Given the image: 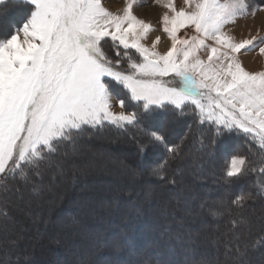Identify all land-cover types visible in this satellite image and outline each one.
<instances>
[{
    "label": "snow or ice",
    "instance_id": "6c2138e0",
    "mask_svg": "<svg viewBox=\"0 0 264 264\" xmlns=\"http://www.w3.org/2000/svg\"><path fill=\"white\" fill-rule=\"evenodd\" d=\"M25 2L32 6L26 21L0 40V178L23 177L29 166L39 175L40 166L60 145H75L89 127L138 124V113L113 111L116 85L132 100L142 101L144 110L161 111L165 120L183 114L176 110L191 104L223 129L251 134L264 150V71H246L237 59L257 37L236 42L222 30L248 11L247 0H183L181 7L175 0H154L168 9L162 16L163 30L172 44L164 54L154 50L159 37L152 48L141 42L153 26L133 14L136 0H126L122 14L109 11L101 0ZM188 26L200 35L181 39L178 32ZM206 39L215 46L206 45ZM106 43L117 49L114 57L107 55ZM202 47L210 48L207 61L199 58ZM259 52L264 54V47ZM169 76L173 82L163 79ZM118 104L125 108L123 98ZM149 139L170 153L179 151V146L169 148L162 134L152 132ZM246 163L245 157H233L226 177L241 176ZM163 170L161 164L152 172L163 179ZM11 190L23 197L19 186L9 189L5 184V191ZM260 192L264 194V183ZM252 195L241 193L232 203ZM128 244L124 235L114 247L119 252ZM236 252L241 258L247 254L239 245ZM158 264L170 262L161 257Z\"/></svg>",
    "mask_w": 264,
    "mask_h": 264
},
{
    "label": "rangeland",
    "instance_id": "374dc122",
    "mask_svg": "<svg viewBox=\"0 0 264 264\" xmlns=\"http://www.w3.org/2000/svg\"><path fill=\"white\" fill-rule=\"evenodd\" d=\"M101 2L115 14H122L126 7V0ZM175 3L177 7L183 6V0H175ZM247 3L250 5L248 11L233 17L235 22L226 23L222 30L236 42L257 37L254 46L237 55L246 71L256 73L264 71V54L259 52V48L264 47L261 43L264 40V0H247ZM166 11L168 9L163 4H157L154 0H136L133 5V14L153 26L147 38L141 42L152 48L159 37L160 41L154 50L160 54L167 52L172 44L171 37L163 30L162 16ZM253 11L255 15H252ZM4 15L6 18L9 16L8 13ZM26 19L17 28L14 24L18 15L6 21L1 20L0 31L11 29L14 33ZM199 35L193 26L178 32L181 39L191 40ZM205 44L215 46V41L206 39ZM104 48L109 57L115 56V47L106 43ZM222 51L227 52L228 49ZM209 54L210 48L206 47L200 48L198 53L204 61H207ZM245 56H250L254 62L253 69L245 66ZM163 79L173 82L170 76ZM113 93L116 97L113 100V111L138 114L147 111L142 107L143 102L132 100L122 86L116 85ZM119 98L125 100L123 109L119 107ZM177 111H185L189 116L195 115L201 123H207L221 132L248 138L264 156L258 139L251 134L240 129H223L222 125L201 116L199 110L191 104ZM148 120L157 128L154 132L164 135L169 143H174L182 135V126L169 133L166 125L162 127V120ZM140 124L141 120L138 122ZM106 125L117 127L105 122L95 129ZM95 140V143L82 141L61 147L56 156L40 166V174L31 184L14 181L9 184V189L14 185L20 187L22 198L14 190L5 191V187L1 189L0 264H143L145 259L149 262L154 258L147 257L149 248L143 246L146 239L156 242L155 248H159L163 242L160 234L165 230L164 225L174 223L182 224L176 227L181 234L195 232L200 240L196 259L191 260V264H226L232 258L236 259L234 264H264V195L254 205L245 206L235 213L230 210L226 194L232 192L234 185L205 180L206 176H218L219 171L211 161L216 163L222 157L221 153L215 154L214 150L204 149L199 140L194 141L183 156L196 159V163L200 162L199 168H193L190 162L182 159L170 169L176 183L173 186L163 184L155 187L154 181L160 177L154 175L152 170L161 164L162 145L152 144L153 148L142 153L140 147L145 145V140H135L132 136L119 137L117 141L105 136ZM228 152L223 153L225 175L233 157H244ZM207 158L210 160H205ZM32 169L33 166H29L25 169L26 175L17 179H25ZM8 179L0 178V187ZM198 181L203 184L198 186ZM251 186L254 190L250 187L248 191L253 193L260 189L256 182ZM208 193L217 195L209 198L206 195ZM120 197L124 198L119 200ZM191 208L194 213L190 211ZM119 217L121 219L116 222ZM125 219L128 222L134 221L139 230L136 231L135 246L127 245L117 252L114 244L121 239L122 230H115L112 234L109 232L114 226L123 228ZM109 224L110 228L102 232L103 226ZM213 234L216 235L215 239H209ZM100 241L106 242V246H100ZM237 245L241 251L261 249L255 255L246 254L241 258L236 252Z\"/></svg>",
    "mask_w": 264,
    "mask_h": 264
},
{
    "label": "trees",
    "instance_id": "16d2710c",
    "mask_svg": "<svg viewBox=\"0 0 264 264\" xmlns=\"http://www.w3.org/2000/svg\"><path fill=\"white\" fill-rule=\"evenodd\" d=\"M32 9V6L24 1H19V0H8L2 4H0V21H6L7 18L11 19L12 17L18 15V20L15 22L14 26L17 28L20 24V22H23L25 18H27L30 10ZM8 13L9 16L4 15V13ZM11 32V29L6 30V31H0V39L6 38ZM169 110H171V107H169ZM177 111V110H176ZM187 111V110H185ZM183 112L181 115H177L176 117H169L167 120L164 119L163 113L161 111H158L156 113H150L149 111H146L145 113L141 112L139 115L141 117V124L138 125H131V126H125L124 128H118L114 126H109L106 125L102 128H88V131L85 133L81 134L77 140L76 143L78 142H86L90 141L95 143L98 138H103L104 136L109 138V139H114L115 141L118 140L119 137H127V136H132L133 139L137 140H145V145L147 147L142 151V153L148 151V149L153 148L152 144L154 145L155 143L151 142L149 137L150 133L154 132L157 128L153 127V123L148 120L149 118H154V119H160L162 120L161 123L162 125L166 127L167 130H169V133L172 132L173 130L177 129L178 127L182 126V135L178 140H176L174 143H169L168 146L169 148H173L176 146H179V151L176 154L168 152L164 147L160 146L161 150L163 149V154L160 157L161 164L164 165V170H163V179H157L154 181V186L159 187L162 186L163 184H167L169 186H173L174 184L169 183L168 181L170 179H174L175 177L173 176L172 170H170L172 167H175L182 159H185V161L190 162L193 165V168L197 169L199 168L200 165L199 163H196V159H188L183 156V154L186 152V150L189 149V146L196 140H199L202 143V147L204 149L208 150H214L215 154H222V157L218 158L216 163L211 161L212 164L215 165L217 168V172L219 171L218 176H206L205 180L207 181H215L217 180L218 182L225 184L227 186L233 184L234 188L232 192L227 193V205L230 210H233L234 213L241 208L245 206H250L258 203L261 200V197L264 194H261L260 189H258L256 192L248 191L249 188L251 187L254 190V187L251 185L253 182L257 183V186L259 188L261 187V184L264 183V156H261V152L259 151L258 147L255 146L248 138L245 137H239L230 133L226 132H221L218 131L217 129L213 128L209 124L201 123L199 119L195 116H189V114ZM178 113V111H177ZM180 113V112H179ZM188 120L191 122L189 123ZM164 121V123H163ZM189 123V124H188ZM92 140V141H91ZM95 140V141H94ZM215 140V143L213 144L212 141ZM134 143V141H131ZM70 142H64L62 145H60L58 148V151L62 149L61 147L65 148ZM141 148V147H140ZM57 151V152H58ZM229 153L228 151H231L232 155L237 154V155H243L246 158V165H245V171L244 173L239 176V177H231L227 178L224 170H225V159L223 156L224 152ZM57 152L53 153L49 159L52 157L56 156ZM141 153V152H140ZM199 154V153H197ZM166 155V156H165ZM209 158L205 159L207 161ZM160 164V165H161ZM203 164V163H201ZM43 165V164H42ZM145 175V174H144ZM147 177V175H146ZM38 176L31 171L29 174H27L25 179H8L6 181V185L8 186L11 184L13 181L18 182V183H27L31 184L35 180H37ZM151 178V177H150ZM5 184H3L0 187V193L1 189L5 187ZM203 183L198 181L197 185L200 186ZM247 194V193H252V198L247 199L243 201L242 203H232L233 200L236 199V197L241 194ZM207 197H215L217 193H208L206 194ZM191 197V195H189ZM124 197H120L122 199ZM119 204V203H118ZM117 204V205H118ZM191 212H193V208L190 209ZM194 213V212H193ZM121 219L120 217L116 219V222ZM115 222V223H116ZM124 222V227L120 228L114 226V229H111L109 234H112L115 230H122L121 232V237L124 235H127L129 239V246L131 245L135 246V237H136V231L139 230V227H136L134 224V221L128 222L127 219H125ZM120 224V223H119ZM179 225H182L181 223H175L174 224H169V225H164L165 230L161 232L160 237L162 236L163 242L159 248L156 247V242L150 241V239H146L147 241L144 243L143 246L146 245V248L148 251V256L147 257H154L151 259V261H147L146 259L143 261V264H158L159 260L161 257H164L167 259L170 264H175L176 262L178 264H191V260L196 259V251H198L199 243L200 240L196 236L195 232H189L188 234H181V231L178 232L177 228ZM111 224L103 226L102 232L107 231V228L109 229ZM106 228V229H105ZM176 228V229H175ZM179 236L181 239L178 241L176 237ZM216 235L213 234L209 237V239H215ZM158 239V238H157ZM264 240V237H262ZM256 240V238H255ZM159 241V240H158ZM261 248L253 249L247 251V255H255L256 253L260 252ZM22 252V251H21ZM23 253V252H22ZM169 253L168 256L165 254ZM118 253L117 255H119ZM103 256V254L101 253ZM166 256V257H165ZM182 256V258H181ZM213 256V254L211 255ZM145 258V256H144ZM234 258L227 260L226 264H234L235 263ZM1 263V260H0Z\"/></svg>",
    "mask_w": 264,
    "mask_h": 264
},
{
    "label": "bare ground",
    "instance_id": "6f19581e",
    "mask_svg": "<svg viewBox=\"0 0 264 264\" xmlns=\"http://www.w3.org/2000/svg\"><path fill=\"white\" fill-rule=\"evenodd\" d=\"M261 15V14H260ZM237 34L239 35L238 31H237ZM241 35V34H240ZM244 35V34H243ZM243 62L245 64V66L247 68H251L253 69L254 68V62H252L250 56H245L244 59H243ZM95 141V140H94ZM124 146V145H123ZM123 150V149H122ZM122 152V151H121Z\"/></svg>",
    "mask_w": 264,
    "mask_h": 264
}]
</instances>
